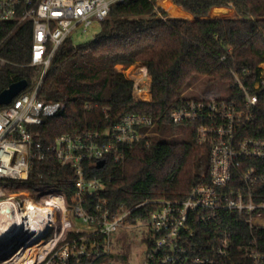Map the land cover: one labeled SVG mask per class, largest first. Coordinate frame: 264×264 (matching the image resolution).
Instances as JSON below:
<instances>
[{"label":"built area","instance_id":"1","mask_svg":"<svg viewBox=\"0 0 264 264\" xmlns=\"http://www.w3.org/2000/svg\"><path fill=\"white\" fill-rule=\"evenodd\" d=\"M122 1L0 0V23L30 21L29 65L40 68L36 82L0 108V181L26 180L31 161L49 158L69 165L76 176L69 205L58 193L48 194L42 205L17 199L16 193L0 201V214L10 208L14 215L0 233V258L8 256L0 264H74L102 258L112 251L113 233L127 225L134 208L147 202L111 210L105 198L94 199L104 186L86 171L87 164L108 157L122 161L125 150L138 142L150 144V136L157 134L151 116L127 114L105 131L63 133L46 144L33 130L64 109L61 102L38 97L57 48L74 31L87 32L93 23H101ZM4 62L0 56V64ZM258 67L251 88L232 71L237 96L204 95L171 109L170 122L191 124L196 142L208 148V169L185 197L152 201L146 218L151 239L146 264H264V59ZM143 74L147 86L130 77L136 100L149 99L145 92L150 97V79L146 70ZM28 211L32 214L26 216ZM243 227L247 239L235 245L233 236L243 235ZM41 242L40 250L32 249ZM235 246L241 251L238 261L233 258Z\"/></svg>","mask_w":264,"mask_h":264},{"label":"trees","instance_id":"2","mask_svg":"<svg viewBox=\"0 0 264 264\" xmlns=\"http://www.w3.org/2000/svg\"><path fill=\"white\" fill-rule=\"evenodd\" d=\"M160 1L168 11L183 17L169 16L157 0L114 4L90 41L73 45L68 37L57 48L38 92L44 102L64 104L61 112L33 127L35 138L45 144L63 133L105 131L127 114L153 118L157 134L150 136V144L138 142L125 150L122 161L108 157L101 168L87 164L86 176L99 177L104 186L94 199L105 198L111 210L129 209L147 201L131 211L127 223L146 219L154 207L152 201L185 197L207 172L208 148L196 142L194 131L188 140L163 138V128L173 125L169 120L171 109L190 99L186 90L194 78L206 76L210 83L225 81L230 95L237 96L232 71L251 88L259 75L258 64L264 59V0H172L185 11L169 0ZM223 4H231L241 21L228 20L223 24L232 25H219L188 19L205 17L213 7ZM212 15L228 19L234 16V10L216 9ZM31 43L30 21L0 23V56L5 59L0 64V92L20 79L27 80L26 90L36 82L40 68L29 65ZM136 63L145 66L150 79V97L143 93L147 100L133 98V80L117 68ZM142 85H148L146 77ZM75 183L69 165L49 158L31 161L28 178L8 181L6 190H26L37 199L42 186L52 185L69 205ZM242 234L233 236L235 245L246 241L244 227ZM145 239L149 246V235ZM240 254L235 246V261L241 260ZM112 255L110 252L94 261L74 264H99Z\"/></svg>","mask_w":264,"mask_h":264},{"label":"rangeland","instance_id":"3","mask_svg":"<svg viewBox=\"0 0 264 264\" xmlns=\"http://www.w3.org/2000/svg\"><path fill=\"white\" fill-rule=\"evenodd\" d=\"M159 3V4H158ZM157 5L161 8H166L160 0H157ZM228 8L234 10V16H231L228 19L221 18L222 16H214L213 11L216 9H222L226 11ZM169 16L172 17H183L178 16L170 11L164 9ZM208 17H212L209 19ZM188 18V17H185ZM194 20L198 23H210V24H221V25H232V24H223L228 20H235L239 18L236 15L235 9L231 4H223L221 6H215L210 10V13L205 17L200 18H188ZM100 30V23H93L92 26L88 29L87 32H83L78 29L71 34V40L73 45L83 44L90 41L96 33ZM143 65L141 63L132 64L126 68H123L121 65H117V68L123 69V72L126 76L134 78L133 73L136 71L137 67ZM144 66V65H143ZM145 67V66H144ZM146 70V68H145ZM204 95H219L223 98H229L230 88L229 84L225 81L210 83L206 76L195 77L191 86L186 90V96L188 98H198ZM193 126L188 123H179L175 125H167L163 128V138L168 141L175 140H188L192 137ZM10 180H1L0 181V201L6 200L9 196L14 193H9L6 190V184ZM25 192V193H22ZM56 188L52 185H45L40 188V193L37 194L38 198L34 196L29 191H20L17 192V199L26 198L32 199L34 202L39 205L43 204V200L47 197L48 194L56 193ZM57 219L60 218V212H56ZM147 219L139 220L136 219L134 223H127L124 227L118 228L112 235V256H108L103 259L99 264H146L145 256L147 250V242L145 236H147L146 229ZM8 256L0 258V262L7 259Z\"/></svg>","mask_w":264,"mask_h":264},{"label":"bare ground","instance_id":"4","mask_svg":"<svg viewBox=\"0 0 264 264\" xmlns=\"http://www.w3.org/2000/svg\"><path fill=\"white\" fill-rule=\"evenodd\" d=\"M144 70H145V67L143 65H140L139 67H137L136 71L133 73L137 77L136 81L140 84H142V82L144 80V74H143ZM144 94H146V92ZM28 205H30L29 208L35 209V207L32 206L31 203L28 202ZM26 214H27L26 216H28V214H32V211H28ZM13 217H14V215H13V212L10 208H6L0 214V233H4V230L8 229V227H7L8 220L12 219ZM43 246H44V243L41 242V243L36 244L32 249L33 250H40ZM21 252L24 253L23 250ZM3 264H9V262L6 261Z\"/></svg>","mask_w":264,"mask_h":264},{"label":"water","instance_id":"5","mask_svg":"<svg viewBox=\"0 0 264 264\" xmlns=\"http://www.w3.org/2000/svg\"><path fill=\"white\" fill-rule=\"evenodd\" d=\"M28 85L26 79H20L10 83L6 88L0 92V105H8L11 103L14 97H16L20 92H22ZM105 160H99L96 163L97 168L103 167Z\"/></svg>","mask_w":264,"mask_h":264},{"label":"crops","instance_id":"6","mask_svg":"<svg viewBox=\"0 0 264 264\" xmlns=\"http://www.w3.org/2000/svg\"><path fill=\"white\" fill-rule=\"evenodd\" d=\"M170 2H172L175 6H177V7H180L179 5H176L172 0H169ZM159 4V3H158ZM182 10H184L182 7H180ZM164 9H166V8H164ZM167 10V9H166ZM185 11V10H184ZM187 12V11H186Z\"/></svg>","mask_w":264,"mask_h":264}]
</instances>
